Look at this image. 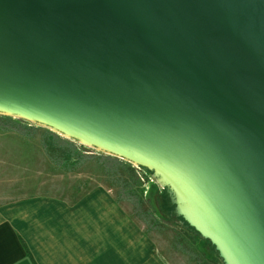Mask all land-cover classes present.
<instances>
[{
    "label": "water",
    "instance_id": "water-1",
    "mask_svg": "<svg viewBox=\"0 0 264 264\" xmlns=\"http://www.w3.org/2000/svg\"><path fill=\"white\" fill-rule=\"evenodd\" d=\"M0 115L151 171L264 264V0H0Z\"/></svg>",
    "mask_w": 264,
    "mask_h": 264
},
{
    "label": "rangeland",
    "instance_id": "rangeland-1",
    "mask_svg": "<svg viewBox=\"0 0 264 264\" xmlns=\"http://www.w3.org/2000/svg\"><path fill=\"white\" fill-rule=\"evenodd\" d=\"M32 135L25 137L0 128V205L44 197L72 204L98 189L116 200L120 184L129 185L133 171L138 178L143 176L135 165L116 164L93 148L86 147L87 154L82 157L71 153L68 149L71 146L63 143L60 136L50 137L44 126L35 128ZM149 179V183L140 180L144 192L148 190L147 204L142 201L134 209L133 203L116 202L131 219L147 229L143 228L163 262L225 264L210 241L192 233L181 215L185 223L167 219L169 209L156 199L162 187L160 181L153 175Z\"/></svg>",
    "mask_w": 264,
    "mask_h": 264
},
{
    "label": "crops",
    "instance_id": "crops-1",
    "mask_svg": "<svg viewBox=\"0 0 264 264\" xmlns=\"http://www.w3.org/2000/svg\"><path fill=\"white\" fill-rule=\"evenodd\" d=\"M66 202L0 205V264H165L144 227L103 189Z\"/></svg>",
    "mask_w": 264,
    "mask_h": 264
},
{
    "label": "trees",
    "instance_id": "trees-1",
    "mask_svg": "<svg viewBox=\"0 0 264 264\" xmlns=\"http://www.w3.org/2000/svg\"><path fill=\"white\" fill-rule=\"evenodd\" d=\"M1 116L2 117H0V118L2 119L3 122L0 121V128H2V130H4V131L13 130L16 133H18L22 136H25V137L33 136L32 133L35 130V128L40 126L38 124H33L30 122L28 123L27 121L19 119V118L5 116V115H1ZM48 135L50 137H55L56 139L60 136L61 138H63V139H60V140H62L63 143H66L67 145L71 146L68 148V149H70L71 153L81 155V157L86 156V154H87L85 152L86 147L80 145L77 141H75L73 139H66L63 135L56 133V132L52 131L51 129H48ZM44 148L48 153H50L47 150L46 146H44ZM75 148L77 149V151H75ZM100 153L104 154V156H106L107 158H110L111 160L115 161L116 164H121V162H125L127 164L132 165L131 163H129L123 159H120L118 157L108 155V154L103 153V152H100ZM135 168L137 170H139L140 172H142L143 176H141V179H140V177L139 178L137 177V174L135 173V171H133L134 174H132L131 179L128 182L129 185H126L125 183L120 184V186H119L120 191L118 192V195L116 198V201L119 203H120V201H127L130 204L133 203L134 209H135V207H137V205L142 203V201L146 202V204L148 203V199L145 197V196H147L148 190H146V192H144V188H143V185L140 184V180H141V182L143 181V182L149 183L150 182L149 178L151 175H153L151 171H149L143 167L136 166ZM107 171H109V170H107ZM142 195L144 196V199H143ZM157 195L158 196H156V199H159L160 204L166 205V207L169 209L167 212V219H169L171 222H174L177 219L180 222H182L183 220L175 212V208H174L175 205L173 203V198H172V195L169 192L168 188L161 187L159 189V191H157ZM185 225L190 228V231L192 233L200 236L197 232L194 231L193 228L188 226L187 223H185ZM145 230H147V229L145 228Z\"/></svg>",
    "mask_w": 264,
    "mask_h": 264
}]
</instances>
